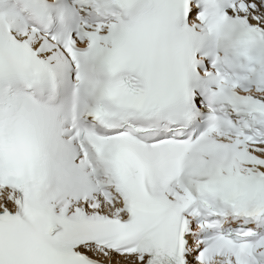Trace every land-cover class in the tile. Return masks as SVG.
I'll use <instances>...</instances> for the list:
<instances>
[{"label": "snow or ice", "instance_id": "1", "mask_svg": "<svg viewBox=\"0 0 264 264\" xmlns=\"http://www.w3.org/2000/svg\"><path fill=\"white\" fill-rule=\"evenodd\" d=\"M0 264H264V0H0Z\"/></svg>", "mask_w": 264, "mask_h": 264}]
</instances>
